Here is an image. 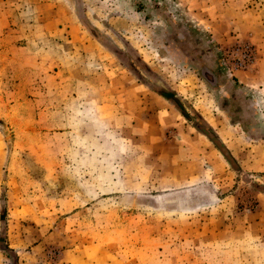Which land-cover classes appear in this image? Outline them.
I'll return each instance as SVG.
<instances>
[{"label": "rangeland", "instance_id": "1", "mask_svg": "<svg viewBox=\"0 0 264 264\" xmlns=\"http://www.w3.org/2000/svg\"><path fill=\"white\" fill-rule=\"evenodd\" d=\"M192 1L0 0V264H264V0Z\"/></svg>", "mask_w": 264, "mask_h": 264}, {"label": "crops", "instance_id": "2", "mask_svg": "<svg viewBox=\"0 0 264 264\" xmlns=\"http://www.w3.org/2000/svg\"><path fill=\"white\" fill-rule=\"evenodd\" d=\"M185 2H186V4L189 6V8L192 10V12L195 14V16H197L198 17V19L202 22V21H207L208 23V25L209 26H212V27H210L211 29L210 30H214L213 31V34H214V36L218 39V40H220L218 37H219V35H222V30L223 29H231V30H233L234 29V27H232L230 24H227V26L226 27H223V24H224V22L223 23H218L219 22V20H221V17H219V19H218V17H217V21H215V23L212 21V23H211V25L209 24L211 21H209L208 19L209 18H204L205 17V12L204 11H202V9H204V7L202 6V3H199L198 5H193V4H195L194 3V1H192V0H184ZM204 2V1H203ZM211 3V8H214V7H220L221 8V11L223 12V13H221V14H217L218 16H224L225 18L227 17V18H229L228 16H232V14L230 13V12H233L234 10H232V9H230V7H233V8H235L234 7V5H233V2H232V0H207L206 1V3ZM213 11V10H212ZM208 13V12H207ZM239 13V12H238ZM238 17H239V15H237ZM222 19H223V17H222ZM230 19H232V18H230ZM230 25V26H229ZM222 26V27H221ZM229 26V27H228ZM219 27V28H218ZM221 29V30H220ZM219 32V33H218ZM225 34H227L226 32H225ZM235 76H237L238 78H239V75L238 74H236Z\"/></svg>", "mask_w": 264, "mask_h": 264}, {"label": "built area", "instance_id": "3", "mask_svg": "<svg viewBox=\"0 0 264 264\" xmlns=\"http://www.w3.org/2000/svg\"><path fill=\"white\" fill-rule=\"evenodd\" d=\"M231 63L237 69L247 68L253 64L256 57L254 46L248 42H239L228 54Z\"/></svg>", "mask_w": 264, "mask_h": 264}, {"label": "trees", "instance_id": "4", "mask_svg": "<svg viewBox=\"0 0 264 264\" xmlns=\"http://www.w3.org/2000/svg\"><path fill=\"white\" fill-rule=\"evenodd\" d=\"M86 26H88V24H86V21L82 20ZM164 96H166V94L163 93ZM225 108V107H224ZM242 125L244 126V123H242ZM211 134H212V137H210L214 143L216 144V146L220 149V151L226 156V158L232 162V160H234V157L233 155L231 154L229 148L227 147V145L224 143V141L221 139V137L219 135H217L215 132L211 131ZM0 243L2 246H3V241L1 240ZM4 249L7 251V252H11V248L8 246V245H4ZM18 264V263H17Z\"/></svg>", "mask_w": 264, "mask_h": 264}, {"label": "water", "instance_id": "5", "mask_svg": "<svg viewBox=\"0 0 264 264\" xmlns=\"http://www.w3.org/2000/svg\"><path fill=\"white\" fill-rule=\"evenodd\" d=\"M210 76V75H209ZM210 78H212L211 76H210ZM156 89V88H155ZM156 91H159L160 92V90L159 89H156ZM209 137H212V134H211V132L209 131V130H207V129H202Z\"/></svg>", "mask_w": 264, "mask_h": 264}]
</instances>
